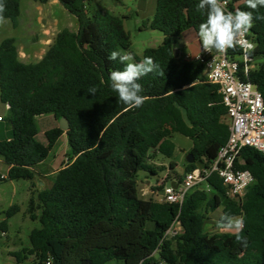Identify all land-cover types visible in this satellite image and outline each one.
<instances>
[{
  "label": "trees",
  "instance_id": "trees-1",
  "mask_svg": "<svg viewBox=\"0 0 264 264\" xmlns=\"http://www.w3.org/2000/svg\"><path fill=\"white\" fill-rule=\"evenodd\" d=\"M57 1L77 18L79 28L60 31L38 62L22 61L14 38L0 42V100L8 106L11 125V137L0 139L7 178L33 180L36 167L64 134L68 146V162L55 173L52 187L29 201L28 215L41 226L31 231L29 245L13 254L17 264L29 259L33 264H264L262 153L253 148L241 152L236 167L255 177L243 198L229 197L217 174L207 178L205 187L188 192L182 205L139 194L138 173L157 174L153 161L158 153L173 155V134L189 138L190 154L205 166L229 137L219 86L204 77L202 62H181L174 56L177 38L190 29L198 34L206 19L196 9L199 0H157L155 16L141 28L162 32L164 40L141 57L132 55L135 62L151 57L164 76L150 73L139 81L146 100L131 110L109 79L111 71L123 68L109 54L127 52L131 46L123 19L94 8L97 0ZM3 2V15L17 27L20 0ZM226 8L251 11L244 0H227ZM256 15H264V8ZM248 38L255 45L250 57L257 63L264 58V21L254 19ZM241 78L264 100V62ZM90 87L97 89L95 95L88 92ZM47 114L58 121L65 118L69 129L47 130V142L42 143L36 118ZM195 162H187L185 171L197 168ZM219 208V220L224 214L244 217L246 248L233 234L208 231L210 214ZM19 210L14 205L5 212L0 238ZM176 222L181 231L167 236Z\"/></svg>",
  "mask_w": 264,
  "mask_h": 264
},
{
  "label": "rangeland",
  "instance_id": "rangeland-1",
  "mask_svg": "<svg viewBox=\"0 0 264 264\" xmlns=\"http://www.w3.org/2000/svg\"><path fill=\"white\" fill-rule=\"evenodd\" d=\"M94 8L102 9L123 19L124 27L131 39V46L127 52L131 54L134 53L141 57L145 49L158 47L164 40L162 32L141 28L155 16L157 0H97ZM20 11L17 27H13L8 19L7 23L0 24V42L7 38H14L20 51L21 60L26 63L38 62L53 43L56 35L63 29L77 31L79 28L77 18L66 11L57 0H51L46 4L35 0H20ZM200 45V41H197L189 47L184 34L178 37L176 47L180 51V61H184L186 54H193V51L200 52ZM262 62H264V58L253 63V66L256 67ZM8 115V108L0 100V116L4 117V122H0V138L7 137L6 128L11 130ZM36 121L37 138L46 143L45 131L56 125L54 118L46 115L37 117ZM57 126L59 127V122ZM172 142L175 145L173 155L167 158L158 153L153 161L157 167V174L153 175L147 171L138 173L139 194L142 199L160 200L161 197L153 193L152 190L158 185H168L171 179L180 178L186 173L187 157L191 153L193 142L179 133L173 134ZM67 147L65 140L61 139L52 149L49 157L36 167L33 180H9L7 178L8 165L0 158V176L3 175L6 178L0 180V220L5 219V212L10 207L17 205L20 208L8 219V232L0 238V264H17L13 254L23 247H27L31 231L41 226L38 220H32L28 215L29 201L33 195L37 196L38 190L52 187L56 171L68 162ZM171 164L175 165L172 170ZM195 164L197 167H202L203 160L198 159ZM44 171L48 175L45 179H40V172ZM202 186L205 187V184ZM144 189L149 190L150 193L144 194ZM221 214L222 208L210 214L208 231L222 233L217 228V221ZM179 228L176 226L175 231H178ZM170 236L172 235L170 234ZM21 264L33 263L29 259Z\"/></svg>",
  "mask_w": 264,
  "mask_h": 264
},
{
  "label": "built area",
  "instance_id": "built-area-1",
  "mask_svg": "<svg viewBox=\"0 0 264 264\" xmlns=\"http://www.w3.org/2000/svg\"><path fill=\"white\" fill-rule=\"evenodd\" d=\"M244 39L253 43L248 38V32ZM184 61L202 62L204 77L219 86L223 103L227 108L229 137L209 165L203 164L202 167L186 172L184 176L174 179L168 185H160L161 190L157 191V195L161 197L162 202L182 205L188 192L196 187H202L207 178L217 174L227 187L229 197L243 198L247 190L254 185L255 177L250 171L236 167L241 152L244 148H253L264 155L263 96L253 84L241 78L254 69L253 59L249 57L246 62L243 50L238 46L235 50L229 49L226 54L217 53L215 49L204 51L202 48L196 54H186ZM176 226L180 227L178 231H175ZM180 231V223L176 222L166 235L173 236Z\"/></svg>",
  "mask_w": 264,
  "mask_h": 264
},
{
  "label": "clouds",
  "instance_id": "clouds-1",
  "mask_svg": "<svg viewBox=\"0 0 264 264\" xmlns=\"http://www.w3.org/2000/svg\"><path fill=\"white\" fill-rule=\"evenodd\" d=\"M227 0H199L196 9L206 16L199 25L198 38L204 51L215 49L217 53L226 54L229 49L235 50L238 46L243 50V58L247 62L255 45L244 39L246 33L253 27V21H264V15L254 16L259 8H264V0H244L248 10L237 8L229 11L226 8ZM5 4L0 0V24L7 23ZM110 61L123 65L122 69L113 70L109 74L111 89L118 94L119 100L126 106V110L141 107L146 97L141 95L142 85L139 81L150 73L164 76V70L151 57H145L135 62L129 52L114 50L109 54ZM247 71V69H245ZM88 92L95 95L97 89L90 87ZM245 227L243 216L224 214L217 221V228L222 233L235 236L236 242L246 248L247 238L242 234Z\"/></svg>",
  "mask_w": 264,
  "mask_h": 264
},
{
  "label": "crops",
  "instance_id": "crops-1",
  "mask_svg": "<svg viewBox=\"0 0 264 264\" xmlns=\"http://www.w3.org/2000/svg\"><path fill=\"white\" fill-rule=\"evenodd\" d=\"M184 35H185V37H187V44H188V46L189 47H191L195 42H197V41H199V38H198V34L194 31V30H192V29H190V30H187V31H185L184 33H183ZM201 44V43H200ZM201 49H202V45H200V51H201ZM179 50V49H178ZM196 53H198V52H196V51H193V54H196ZM19 54H20V51H19ZM21 58V57H20ZM6 107L8 108V106L6 105ZM47 115H50V117H53L54 118V116H53V114H47ZM44 116H46V115H43L42 117H44ZM1 117V116H0ZM41 117V116H40ZM36 120H37V118H36ZM54 121H55V124L56 125H53V127L52 128H55V127H58L57 126V124H58V120H56L55 118H54ZM0 122H4V120H1ZM36 126H37V121H36ZM51 128V129H52ZM37 129H38V127H37ZM6 131V136L7 137H5V139H7V138H10L11 137V130H10V128H6L5 129ZM47 131V130H46ZM45 131V132H46ZM38 137V136H37ZM0 139H4V138H0ZM61 139H64L65 140V142H66V146H67V140H66V136H65V134L60 138V140ZM59 140V141H60ZM59 141H58V143H59ZM42 143H44V142H42ZM57 143V144H58ZM56 144V145H57ZM67 149H68V147H67ZM43 163V162H42ZM41 163V164H42ZM40 165V164H39ZM9 169V168H8ZM58 171V170H57ZM56 171V172H57ZM47 173L44 171V172H40V179H45V177H47ZM3 176V175H2ZM174 181V179H171L170 180V183L171 182H173ZM158 187H160V185H158L156 188H154L153 190H152V192L153 193H155V194H158L157 193V188ZM40 190H38V192H39ZM143 193L144 194H146V195H148L149 193H150V191L149 190H147V189H144L143 190Z\"/></svg>",
  "mask_w": 264,
  "mask_h": 264
},
{
  "label": "water",
  "instance_id": "water-1",
  "mask_svg": "<svg viewBox=\"0 0 264 264\" xmlns=\"http://www.w3.org/2000/svg\"><path fill=\"white\" fill-rule=\"evenodd\" d=\"M174 56L175 58H179L180 51L178 49H174ZM59 128L63 131H67L69 129V122L65 118H61L59 120ZM187 162L189 164H192L195 162L194 156L192 154H189L187 157ZM174 185V184H172ZM176 187V186H175Z\"/></svg>",
  "mask_w": 264,
  "mask_h": 264
}]
</instances>
